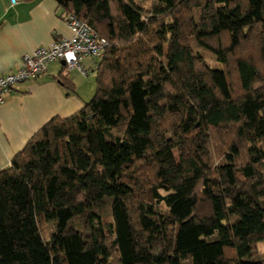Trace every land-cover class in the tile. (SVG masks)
I'll return each mask as SVG.
<instances>
[{
	"label": "trees",
	"instance_id": "trees-1",
	"mask_svg": "<svg viewBox=\"0 0 264 264\" xmlns=\"http://www.w3.org/2000/svg\"><path fill=\"white\" fill-rule=\"evenodd\" d=\"M55 2L108 44L0 170V264H264V0Z\"/></svg>",
	"mask_w": 264,
	"mask_h": 264
},
{
	"label": "crops",
	"instance_id": "crops-1",
	"mask_svg": "<svg viewBox=\"0 0 264 264\" xmlns=\"http://www.w3.org/2000/svg\"><path fill=\"white\" fill-rule=\"evenodd\" d=\"M64 12L55 0H0V76L16 71L25 56L49 48L60 37H69ZM98 61L84 57L81 65L96 71ZM75 68L52 62L40 78L16 85L0 103V170L10 165L27 141L53 117L67 118L89 100L91 81ZM72 71V72H71ZM68 80L74 92L60 84Z\"/></svg>",
	"mask_w": 264,
	"mask_h": 264
},
{
	"label": "built area",
	"instance_id": "built-area-1",
	"mask_svg": "<svg viewBox=\"0 0 264 264\" xmlns=\"http://www.w3.org/2000/svg\"><path fill=\"white\" fill-rule=\"evenodd\" d=\"M11 3L14 5L17 0H11ZM64 21L70 31L69 37L58 38L49 48L37 49L32 55L23 57L21 66L16 71L0 76V103L16 85L43 76L49 63H63L64 69L75 68L80 74L87 76L89 71L81 65L83 58L89 57L98 62L104 58L108 44L105 39L98 37L93 29L75 14H66Z\"/></svg>",
	"mask_w": 264,
	"mask_h": 264
},
{
	"label": "rangeland",
	"instance_id": "rangeland-1",
	"mask_svg": "<svg viewBox=\"0 0 264 264\" xmlns=\"http://www.w3.org/2000/svg\"><path fill=\"white\" fill-rule=\"evenodd\" d=\"M246 48H248V46H245ZM205 55V58H206V62L207 64L212 68V69H221V65L217 62L214 61V58L210 55V54H204ZM86 69V68H85ZM74 70V69H73ZM87 70V69H86ZM76 70H74L75 72ZM72 72V71H71ZM80 74V73H79ZM82 75V74H80ZM88 78L90 79L91 81V89H90V92L88 93L89 94V100H91V98L93 97L94 95V92H95V71H90V74L88 75ZM217 156V155H215ZM217 157L214 158V161H216ZM163 193V192H162ZM103 223L106 222L105 219L102 220ZM44 234H46V236L48 235V231H46ZM257 251L259 253V255L261 256H264V243H260L258 244L257 246ZM228 255L230 254V252L227 253Z\"/></svg>",
	"mask_w": 264,
	"mask_h": 264
}]
</instances>
